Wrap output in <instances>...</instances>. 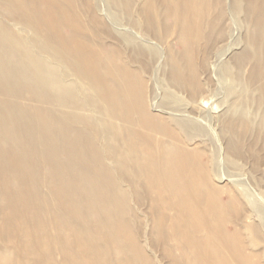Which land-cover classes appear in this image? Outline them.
I'll return each instance as SVG.
<instances>
[{"label": "rangeland", "instance_id": "374dc122", "mask_svg": "<svg viewBox=\"0 0 264 264\" xmlns=\"http://www.w3.org/2000/svg\"><path fill=\"white\" fill-rule=\"evenodd\" d=\"M13 1L11 6L9 0H0V25L4 24L6 30L22 37L23 42H28L29 49L25 47L24 51H31L32 59L16 55L15 59L19 60L20 57L28 64L32 60L41 63L37 72L29 69V76L35 79L44 77L46 83L41 81V86H54L48 94L58 95L61 101L66 100L69 104L67 107L79 114L99 118L101 129L112 124L108 125L102 120L104 116H99V111L104 110V99L98 87L108 85L114 88V92L115 88L123 92L124 87L132 85V95L141 98L140 101L147 104L152 114L177 130L187 152L207 163H204L207 166L204 170L211 172L210 186L219 187V193L217 191L213 195L223 203V208L219 206L218 215L215 212L214 217L231 229L229 237H233L230 234L236 230L245 239V253L253 249L260 253L261 257H258L264 262V26H261L264 24V0L252 14L245 0ZM25 8L30 10L26 12ZM34 9L47 14L38 15ZM42 32L57 37H38V33ZM255 39L262 44L256 45ZM1 45H6L2 38ZM80 45L87 49L84 56L73 57V47ZM256 49L262 50L258 52ZM240 59L244 63L242 71L237 74L241 79L239 83L231 70L233 67L234 70L238 69ZM71 63L77 69L86 70L95 69V63H99L103 77L91 83L81 81L75 84L79 76L74 74ZM62 72L64 83L61 81L63 78L58 76ZM121 76L127 83L124 86H121ZM4 82L0 86H4ZM126 99L127 96H124L116 100L118 104L130 105L132 100ZM24 100L23 103H28V100ZM16 104L19 106L17 101ZM113 118L117 127H107L103 133L101 130L104 158L109 157L107 147L110 153L118 149L121 146L118 137L125 134L121 116ZM228 121L233 125H229ZM155 134L159 139L162 137V133ZM123 165L127 163L115 164V176L118 178L122 175L120 169L125 170L126 174L134 172L130 165ZM123 179H120L122 187L129 192L126 204L122 205L123 210L129 207L131 211H128L132 213L131 216V213H127L133 225L129 231L133 232V236H139L147 260L134 256L133 251L124 253L117 247L109 251L106 248L109 242L103 239L100 244L109 251L105 252V257L111 261L110 264L173 263L174 259L165 255L162 243L164 233L152 231L148 216L150 203H143L145 187H141V192H135L136 188L134 190L130 181ZM40 187L45 192L49 191L47 185ZM232 190L240 196L243 207L228 201ZM159 204H162L161 201ZM159 207L158 215L163 211L162 205ZM56 210L58 212L59 209ZM161 223L167 232L170 231L169 223ZM1 238L0 245L7 247L3 244L6 239L3 242ZM151 239L158 243L157 248ZM75 241H70L69 255L65 252L67 250L63 251L65 247L52 248L55 245L41 246L42 249L37 250L44 257L51 254L54 260L58 259L57 262H61L63 257L77 263L85 251L78 250ZM126 242L129 247L133 243L131 239ZM12 246L9 247L12 249L10 251L6 248L8 259H0V264H23L25 257L27 263L24 264H32L36 257L40 258V254H31L28 259V250L27 253L23 251L24 254L21 251L16 253L14 244ZM217 249H214L216 253H221V249ZM173 250L177 255L180 253L178 247ZM238 250L242 249L238 247ZM18 254L20 258L24 255L21 258L24 261L20 260ZM76 259L77 262L74 261Z\"/></svg>", "mask_w": 264, "mask_h": 264}, {"label": "bare ground", "instance_id": "6f19581e", "mask_svg": "<svg viewBox=\"0 0 264 264\" xmlns=\"http://www.w3.org/2000/svg\"><path fill=\"white\" fill-rule=\"evenodd\" d=\"M245 1L250 14L254 13L261 2ZM8 3L12 6L14 1L9 0ZM29 10L24 9L26 12ZM34 11L38 15L47 14L40 9ZM38 35L57 37L45 32ZM0 38L6 41V45L0 46V83L5 81L4 86H0V237L3 242L6 239L3 244L9 251L12 250L9 247L14 244L16 253L21 251L24 254L23 251H29L26 255L28 259L31 254H40V258L35 256L33 263L36 264H110L105 252L117 247L124 253L133 251L134 256L138 255L146 261L139 236L135 232L133 236V232L129 231L130 226L133 229L131 218L127 217L130 209L125 206L128 210H123L122 205L126 204L129 194L122 187L120 179L124 178L123 180L130 181L134 190L136 188L135 192L139 193L141 187H145L143 203H150L148 216L152 231L154 229L164 233L162 243L165 255L173 258L174 264H264L258 257L259 252L251 249L245 253V239L236 230L233 231L234 234H230L233 237H229L231 229L214 217L215 212L218 215L217 208L223 203L213 195L219 187L210 186L211 172L204 170L207 163L204 161L205 165L194 154L187 152L177 130L152 114L147 104L140 101L141 98L137 99V96L132 95V85L124 87L123 92L116 88L114 92V88L108 85L98 87L102 100L104 99V110L99 111V116H104L102 120L108 122V125L112 124L107 126L110 129L117 127L113 116H121L124 122L121 125L125 131L121 138L118 137L121 146L111 151L112 155L107 147L109 157L104 158L101 130L103 133L107 127L101 129L99 118L79 114L67 107L69 104L66 100L61 101L58 95L48 94L53 91L51 88L54 86H41V81L46 83L44 77L35 79L29 76V69L33 68L32 71L37 72L41 63L32 60L28 64L20 59H32V52L24 51L25 47L29 49L28 42H23L22 37L6 30L2 23ZM19 38L20 40H15ZM254 42L256 45L262 44L259 39ZM81 46L73 47V57L84 56L87 49ZM260 50L262 49H256L258 52ZM15 55L20 56L19 60L14 58ZM241 60L237 63L238 69L234 70L233 67L231 70L239 83L241 79L237 74L242 71L244 63ZM98 65L99 63H95L93 70L73 66L74 74L79 76L75 84L101 79L103 76ZM63 75V72L58 74L61 78ZM120 80L121 86L127 84L122 76ZM61 81L64 83L65 79ZM124 96H127L126 100H132L130 105L117 103L116 99ZM24 98L28 103L22 102L25 101ZM227 123L232 124L231 121ZM154 132L162 133V137L157 138ZM112 161L114 164H111ZM122 162L127 163L122 167L130 165L134 172L126 174L125 170L120 169L122 175L118 178L114 167ZM41 185H47L49 191L45 192V187L43 191ZM230 197L229 202L243 207L240 196L233 190ZM159 201L162 203L159 205L163 207L160 215L157 213L161 208ZM242 210L246 211L244 208ZM155 218L160 220L154 221ZM162 221L169 223L170 231H166ZM103 239L109 242L106 247L109 251L100 244ZM127 239L133 241L130 247L126 244ZM72 240L78 250L85 251L82 252L83 256L80 254L78 262L77 259L74 260L77 263L63 257V261L61 259V262H57L58 259L54 260L50 253L48 254L51 256L44 257L37 250L41 246L55 245L52 248L65 247L63 251L67 250L65 252L70 254L68 248ZM151 243L158 247L154 239H151ZM7 247L0 245V259H8L5 253ZM85 247L89 248V252L86 253ZM177 247L180 249L178 255L173 250ZM217 248L221 249V253H216ZM21 256L24 258V255ZM24 262L27 263L26 257Z\"/></svg>", "mask_w": 264, "mask_h": 264}]
</instances>
